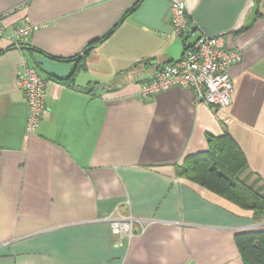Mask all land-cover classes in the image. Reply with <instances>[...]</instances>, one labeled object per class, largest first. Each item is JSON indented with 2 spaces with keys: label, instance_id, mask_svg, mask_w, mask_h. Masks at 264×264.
<instances>
[{
  "label": "crops",
  "instance_id": "1",
  "mask_svg": "<svg viewBox=\"0 0 264 264\" xmlns=\"http://www.w3.org/2000/svg\"><path fill=\"white\" fill-rule=\"evenodd\" d=\"M168 4L0 0L4 36L32 28L27 46L0 38V264H242L235 235L262 229L264 218L177 169L207 151L208 135L228 132L248 164L242 176L264 186V0L245 31L223 36L243 55L229 68L233 92L222 112L187 88L140 94L184 53ZM115 25L82 60L46 57H80ZM23 62L46 81L45 113L30 136L17 86ZM70 75L71 83L59 82ZM115 208L153 222L143 233L136 225L131 238L113 235L106 218Z\"/></svg>",
  "mask_w": 264,
  "mask_h": 264
},
{
  "label": "built area",
  "instance_id": "2",
  "mask_svg": "<svg viewBox=\"0 0 264 264\" xmlns=\"http://www.w3.org/2000/svg\"><path fill=\"white\" fill-rule=\"evenodd\" d=\"M167 15L172 35L190 41L185 39V50L181 59L159 67L151 82L140 85V94L146 97L174 87L187 88L194 92L195 102L207 105L214 112L224 111L231 104L233 92L229 68L241 61L242 51L227 49L223 36H203L188 17L186 0H169ZM31 32V26H22L16 28L12 36H4L0 17V38H5L16 48L28 42ZM17 86L28 106L24 131L30 136L36 131L37 124L45 113L46 81L34 67L23 62L17 76ZM106 221L113 235L127 238L135 235L136 225L139 233H143L145 227L153 222L132 215L122 216L116 208Z\"/></svg>",
  "mask_w": 264,
  "mask_h": 264
},
{
  "label": "trees",
  "instance_id": "3",
  "mask_svg": "<svg viewBox=\"0 0 264 264\" xmlns=\"http://www.w3.org/2000/svg\"><path fill=\"white\" fill-rule=\"evenodd\" d=\"M256 2L257 0H255L244 26L238 32L247 29V22L255 12ZM138 3H135L122 19L135 11ZM118 25H115L102 38L90 42L80 57L67 59L47 55L46 57L56 61L77 62L82 60L99 43L106 40ZM183 43L185 50V39ZM26 44L23 46H27ZM28 49L36 51L33 48ZM71 81L72 75L67 80H59L64 84H69ZM247 169L248 164L243 152L231 135L224 132L218 136L208 135L207 151L185 156L177 171L179 178L219 196L238 209L251 213L253 219L260 220L264 218V186L260 185L258 179L252 181L253 175L251 174L243 177L242 175ZM235 243L242 264H264V227L236 234Z\"/></svg>",
  "mask_w": 264,
  "mask_h": 264
},
{
  "label": "water",
  "instance_id": "4",
  "mask_svg": "<svg viewBox=\"0 0 264 264\" xmlns=\"http://www.w3.org/2000/svg\"><path fill=\"white\" fill-rule=\"evenodd\" d=\"M255 0H186L187 14L205 37L236 34Z\"/></svg>",
  "mask_w": 264,
  "mask_h": 264
}]
</instances>
